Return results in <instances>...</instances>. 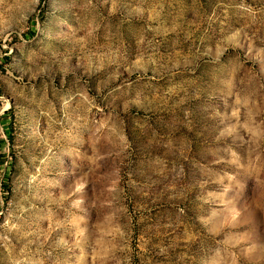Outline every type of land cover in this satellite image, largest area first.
Returning a JSON list of instances; mask_svg holds the SVG:
<instances>
[{"label": "rangeland", "instance_id": "374dc122", "mask_svg": "<svg viewBox=\"0 0 264 264\" xmlns=\"http://www.w3.org/2000/svg\"><path fill=\"white\" fill-rule=\"evenodd\" d=\"M0 264H264V0H0Z\"/></svg>", "mask_w": 264, "mask_h": 264}]
</instances>
